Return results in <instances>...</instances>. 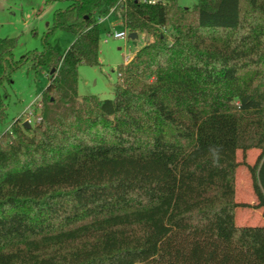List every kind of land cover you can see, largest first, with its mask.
Returning <instances> with one entry per match:
<instances>
[{"label":"trees","instance_id":"1","mask_svg":"<svg viewBox=\"0 0 264 264\" xmlns=\"http://www.w3.org/2000/svg\"><path fill=\"white\" fill-rule=\"evenodd\" d=\"M54 1L69 4L46 37L64 28L69 48L45 37L15 59L18 36L0 37V87L26 63L49 71L41 122L0 138V264H264V225L236 221L264 211V0ZM113 8L153 39L113 98L81 96ZM239 151L254 204L236 200Z\"/></svg>","mask_w":264,"mask_h":264},{"label":"rangeland","instance_id":"2","mask_svg":"<svg viewBox=\"0 0 264 264\" xmlns=\"http://www.w3.org/2000/svg\"><path fill=\"white\" fill-rule=\"evenodd\" d=\"M197 1L178 0L184 7H193ZM68 4L66 1L47 3V0H0V37L18 36L15 59H20L29 51L44 50V39L48 29L54 24L55 11L67 8ZM117 19L119 18L114 15L101 26L100 64H82L79 67L78 91L81 96L94 94L101 98H113L115 84L123 80L118 74L123 71L126 51L136 53L153 39L146 33H141L135 40L118 39L109 35V31L125 29L122 24L113 26ZM46 38L52 46L63 52L75 41L76 36L64 28H57ZM11 78V82L6 80L0 87V138L11 129L16 119L20 118L23 123L28 108L42 99L43 90L49 84V71L46 68L35 70L30 63H26L13 70ZM33 125L35 123L31 126L34 127ZM258 153L259 149H251L246 161L254 163ZM238 154V159L242 161L239 182L243 176L251 182L243 154L241 151ZM236 221L239 225H264V216L253 211L252 207H239Z\"/></svg>","mask_w":264,"mask_h":264},{"label":"built area","instance_id":"3","mask_svg":"<svg viewBox=\"0 0 264 264\" xmlns=\"http://www.w3.org/2000/svg\"><path fill=\"white\" fill-rule=\"evenodd\" d=\"M122 1H126V0H122ZM140 1L148 3V4H166L169 0H140ZM102 20L103 18H100L99 21H102ZM130 32H131L130 30L125 28L124 30H121V31H114V32L109 31L108 34L118 39H127V38H130L129 37ZM134 55L135 53H133L131 50L126 51L125 65H127L132 60ZM118 75L120 78H123V71L121 73L119 72ZM42 108H43V102H42V99L40 98L39 100L32 103V105L28 108V111L25 113L26 117L23 123L25 124V122H28L30 123V125L34 123L35 125L39 124L42 120Z\"/></svg>","mask_w":264,"mask_h":264},{"label":"crops","instance_id":"4","mask_svg":"<svg viewBox=\"0 0 264 264\" xmlns=\"http://www.w3.org/2000/svg\"><path fill=\"white\" fill-rule=\"evenodd\" d=\"M114 15H116L119 19H117V21L113 24V26H115L117 24H122L124 27V23H123V19L121 17L120 11L117 9H114V8L112 9V11L110 12V14L108 16L103 17V20L100 21V25L102 26L103 23H105L106 21L111 19V17ZM139 35L140 34H138V37H139ZM236 200L238 202H246V203H250V204H254L256 201V197H255V195L253 193V189H252V184L249 180H247L246 176L242 177L241 182H239V178H238V184H237V188H236ZM246 208H248V207H246ZM252 210L259 213V214H263V216H264V211L262 209L252 207ZM246 214L247 213L245 212L244 213L245 217H246ZM244 215L242 216L243 218H244ZM236 218H237V210H236Z\"/></svg>","mask_w":264,"mask_h":264},{"label":"clouds","instance_id":"5","mask_svg":"<svg viewBox=\"0 0 264 264\" xmlns=\"http://www.w3.org/2000/svg\"><path fill=\"white\" fill-rule=\"evenodd\" d=\"M209 154L213 162V166H217L219 164V160L221 158L222 146L213 145L209 147Z\"/></svg>","mask_w":264,"mask_h":264},{"label":"water","instance_id":"6","mask_svg":"<svg viewBox=\"0 0 264 264\" xmlns=\"http://www.w3.org/2000/svg\"><path fill=\"white\" fill-rule=\"evenodd\" d=\"M129 37L131 38V39H133V40H135L136 38H138V32H130V34H129ZM54 71V70H53ZM52 71V72H53ZM25 126L28 128V129H30L32 126L30 125V123H28V122H25Z\"/></svg>","mask_w":264,"mask_h":264}]
</instances>
